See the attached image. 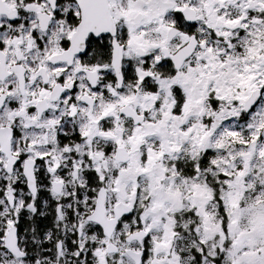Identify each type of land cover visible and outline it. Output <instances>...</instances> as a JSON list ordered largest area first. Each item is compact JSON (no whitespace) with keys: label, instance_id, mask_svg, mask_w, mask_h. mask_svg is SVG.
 <instances>
[{"label":"snow or ice","instance_id":"1","mask_svg":"<svg viewBox=\"0 0 264 264\" xmlns=\"http://www.w3.org/2000/svg\"><path fill=\"white\" fill-rule=\"evenodd\" d=\"M0 264H264V0H0Z\"/></svg>","mask_w":264,"mask_h":264}]
</instances>
